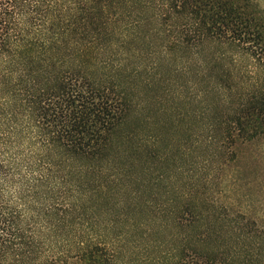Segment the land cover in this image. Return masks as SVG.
I'll list each match as a JSON object with an SVG mask.
<instances>
[{
  "label": "trees",
  "instance_id": "16d2710c",
  "mask_svg": "<svg viewBox=\"0 0 264 264\" xmlns=\"http://www.w3.org/2000/svg\"><path fill=\"white\" fill-rule=\"evenodd\" d=\"M171 57L216 71L208 146L264 134L255 0H0V264H264V226L184 177L200 135L176 158L136 122Z\"/></svg>",
  "mask_w": 264,
  "mask_h": 264
},
{
  "label": "rangeland",
  "instance_id": "374dc122",
  "mask_svg": "<svg viewBox=\"0 0 264 264\" xmlns=\"http://www.w3.org/2000/svg\"><path fill=\"white\" fill-rule=\"evenodd\" d=\"M255 1L264 15V0ZM189 56L193 57L187 53L185 60ZM212 56V51L208 50L198 58L202 61L204 57L208 60ZM173 58L151 69L150 76L143 72L133 81L137 89L135 99L150 103L146 109L134 113L136 122L142 125L141 128L144 125V130L159 131L163 136L161 146H171L176 158L178 148L186 138L192 133L200 135L199 143L187 145L189 154L185 160L184 177L198 181L199 191L205 197L216 199L218 207H224L228 213H245L259 226H264V134L231 146L228 151L208 146L203 138L205 132L200 111L206 100L222 97L214 93L204 94L216 71L203 68L199 63L177 65ZM144 116L151 118L150 123H144ZM159 119L161 123H155ZM205 183L207 186L204 187Z\"/></svg>",
  "mask_w": 264,
  "mask_h": 264
}]
</instances>
